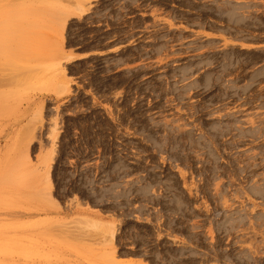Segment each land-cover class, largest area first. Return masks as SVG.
I'll return each mask as SVG.
<instances>
[{
    "label": "rangeland",
    "instance_id": "rangeland-1",
    "mask_svg": "<svg viewBox=\"0 0 264 264\" xmlns=\"http://www.w3.org/2000/svg\"><path fill=\"white\" fill-rule=\"evenodd\" d=\"M0 264H264V0H0Z\"/></svg>",
    "mask_w": 264,
    "mask_h": 264
},
{
    "label": "bare ground",
    "instance_id": "bare-ground-1",
    "mask_svg": "<svg viewBox=\"0 0 264 264\" xmlns=\"http://www.w3.org/2000/svg\"><path fill=\"white\" fill-rule=\"evenodd\" d=\"M79 8H80V7H79ZM83 9H84V8H83ZM83 9H82V11H81L82 13H83V11L85 10V9H84V10H83ZM80 10H81V9H80ZM79 12H80V11H79ZM81 12H80V14H81ZM72 14L74 15V13H72ZM75 15H76V14H75ZM65 20H66V19H65ZM64 22H65V21H64ZM64 22H63V26H65V25H64ZM76 56H77V55H76ZM72 57L74 58V55H73V54H70V55H69V58H68V57H67V58H68V59H70V58L72 59ZM97 225H98V224H97ZM97 225H96V227H97ZM100 225H101V224H100ZM103 225H105V224H103ZM103 225H102V227H103ZM105 226H106V225H105ZM105 226H104V227H105ZM107 226H108V225H107ZM98 228H99V227H98ZM108 228H109V226H108ZM108 228H106V229H108ZM110 229H111V227H110ZM112 230H113V229H112ZM112 230H111V231H112ZM100 231H102V230H100ZM111 231L108 232V233H110V235H111L112 232H113L112 236L110 237V238H113V237H114L113 235H114V232H115V231H114V230H113L112 232H111ZM103 233H104V232H103ZM105 233H106V232H105ZM105 233H104V234H105ZM106 235H107V234H106ZM106 235H104V236H106ZM111 240H113V239H111ZM179 249H180V248H179ZM175 252H176V251H175ZM183 253H184V252H183Z\"/></svg>",
    "mask_w": 264,
    "mask_h": 264
}]
</instances>
